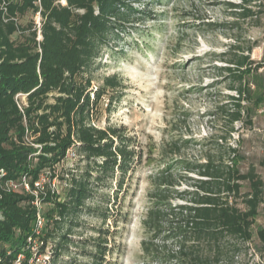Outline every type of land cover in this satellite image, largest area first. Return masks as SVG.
<instances>
[{
    "label": "trees",
    "instance_id": "obj_1",
    "mask_svg": "<svg viewBox=\"0 0 264 264\" xmlns=\"http://www.w3.org/2000/svg\"><path fill=\"white\" fill-rule=\"evenodd\" d=\"M238 1L227 4L232 14L252 18L254 0ZM149 3L0 0V264H15L19 254L23 256L19 264H32L30 260L44 254L48 243L53 246L49 264L60 263L62 255L79 244L72 237L79 225L77 218L92 214L105 221L111 216L107 209L109 194L96 203L95 197L105 191L100 185L107 183L111 189L114 180L117 196L132 170L134 154L128 138L114 125L99 127L92 123L102 95L118 89L120 82L114 75L107 76L92 90L91 74L105 51L118 47L127 29H136L134 22L153 15L147 9ZM135 4L142 8H135ZM207 25L212 26L210 29L217 27ZM227 62L223 71L231 79L229 89L236 97L229 98L236 108L228 110L224 105L219 111L232 131L233 123L242 118L243 99L252 101L256 109L264 107V59L256 62L249 54L232 52ZM251 72L261 77L257 95H251L250 85L244 80L245 73ZM17 94H25L22 109ZM70 148L83 164L60 177L68 184L64 194L59 195L50 183L59 178L56 166ZM228 149L223 152L225 157L221 153L207 154L202 163L175 160L181 168L196 170L205 177L197 180L195 191L189 192L192 204L178 206L176 213L170 204L168 208L160 207L167 203L169 185L174 181L172 172H165L169 163L153 175L158 183L151 192L155 198L142 225L149 237L161 243L178 240L179 245L178 254L162 256L156 244L142 240V251L156 257L155 261L166 263V258H172L174 264H229L234 258V245L230 248L226 241H252V227L264 206V180L253 164L241 170L246 157L236 148ZM258 165L264 167V158ZM46 172L48 180L42 190H37L43 225L36 232L33 195L8 190L5 183L26 176L35 189L33 183ZM90 202L95 206H87ZM100 206L105 207L104 211ZM255 234L264 251V226L258 227ZM29 237L37 247L32 248ZM92 244L90 264H103L105 240L97 238Z\"/></svg>",
    "mask_w": 264,
    "mask_h": 264
},
{
    "label": "rangeland",
    "instance_id": "obj_2",
    "mask_svg": "<svg viewBox=\"0 0 264 264\" xmlns=\"http://www.w3.org/2000/svg\"><path fill=\"white\" fill-rule=\"evenodd\" d=\"M150 2L147 9L153 15L134 22L136 29H127L120 45L105 51L93 69L89 88L95 90L105 77L112 75L120 82L118 89L102 95L92 123L99 127L112 124L128 138L134 154L132 170L116 197L115 180L111 189L107 183H101L105 191L95 197V203L109 194L107 209L111 216L105 221L92 214L77 218L79 225L73 229L72 237L79 244L70 247V253L62 255L57 264H90L88 252L97 238L105 240L107 246L103 264H174L172 258H166V263L155 261L156 257L142 251L141 242L151 240L162 256L178 254V240L161 243L149 237L142 225L147 208L154 202L151 192L158 183L153 175L158 169H165L169 163L165 172H172L174 177L167 203L160 206L168 208L170 204L173 213L180 205L192 204L189 192L196 190L197 180L205 179L196 170L181 168L175 160L202 163L207 154L224 156L228 148H236L246 157L240 164L241 170L253 164L264 180V167L258 165L264 158V107L256 109L252 101L243 99L242 118L233 123L232 131L224 113L219 111L224 105L228 110L236 108L229 98L236 97L235 91L229 89L231 79L223 71L230 54H249L250 60L256 62L264 59V0L252 2V18L232 14L233 9L227 4L238 0ZM134 6L142 8L140 4ZM207 24L217 27L210 29L212 26ZM250 47L253 49L249 52ZM244 76L251 95H257L259 74L251 72ZM22 101L20 98L19 102ZM70 153L56 166L59 178L54 186L59 195L64 194L68 184L60 177L83 164L75 151L73 156ZM87 204L95 206L94 202ZM164 224L169 226L167 221ZM260 226H264V206L252 227L251 242L226 241L228 247L234 245V258L229 264L264 261V251L255 234ZM33 246L37 247V242ZM52 249V243H48L44 254L30 261L49 264Z\"/></svg>",
    "mask_w": 264,
    "mask_h": 264
},
{
    "label": "built area",
    "instance_id": "obj_3",
    "mask_svg": "<svg viewBox=\"0 0 264 264\" xmlns=\"http://www.w3.org/2000/svg\"><path fill=\"white\" fill-rule=\"evenodd\" d=\"M38 21V20H37ZM15 98H22L23 101L22 102H18V106L20 109H22V106L24 104V98H25V94H17L15 96ZM70 153V155H75L74 154V151H72V148L68 149L67 151V155ZM48 172L44 173L41 175V177L35 181L33 183L35 189H32L28 183V180L26 178V176H22L19 180H10V181H7L5 183V186L8 190H12V191H23L25 193H28V194H31L33 195V205L36 207L37 209V212H36V217H35V231L38 232L42 225H43V217H42V214L40 212L41 210V203H40V200L38 199L37 197V190H42L43 189V183L45 181L48 180ZM56 177L54 179H52L51 183H50V187L52 190H55L57 192V190L55 189V184H54V181H55ZM58 193V192H57ZM28 242H31L33 243V245L35 244V240H32L30 237L28 238ZM33 245H32V248H33ZM23 258V256L21 254H19L15 260V264H19L20 260Z\"/></svg>",
    "mask_w": 264,
    "mask_h": 264
}]
</instances>
